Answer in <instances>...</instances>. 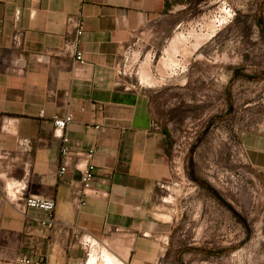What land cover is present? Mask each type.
I'll list each match as a JSON object with an SVG mask.
<instances>
[{
	"label": "crops",
	"instance_id": "obj_1",
	"mask_svg": "<svg viewBox=\"0 0 264 264\" xmlns=\"http://www.w3.org/2000/svg\"><path fill=\"white\" fill-rule=\"evenodd\" d=\"M182 7L181 0H0V155L9 156L0 158V183L22 181L24 196L53 199L57 220L51 230L42 228L33 220L46 219L47 212L29 209L26 217L0 195V264H19L15 260L23 257L83 264L87 251L74 238L72 225L124 264L169 262L175 245L172 226L161 217L160 184L178 175L170 133L154 126L150 94L126 79L120 67L138 35ZM79 13L83 68L62 52L74 38L68 18ZM16 33L19 46L13 43ZM37 54L48 59L40 61ZM69 113L73 121L65 135L71 153L60 178L61 140L52 121ZM24 140L29 145L23 146ZM241 145L264 193V119L242 133ZM92 148L97 175L87 204L79 209L82 154ZM199 184L210 193V204L239 216L210 185ZM193 240L186 251H215Z\"/></svg>",
	"mask_w": 264,
	"mask_h": 264
},
{
	"label": "rangeland",
	"instance_id": "obj_2",
	"mask_svg": "<svg viewBox=\"0 0 264 264\" xmlns=\"http://www.w3.org/2000/svg\"><path fill=\"white\" fill-rule=\"evenodd\" d=\"M181 5L138 35L120 67L150 94L154 121L171 137L178 175L160 202L175 248L165 264H179L177 258L181 264H264V193L241 145L242 133L264 119V0ZM199 181L239 216L210 204ZM194 237L215 251H186ZM104 250H88L83 264L93 254L102 264Z\"/></svg>",
	"mask_w": 264,
	"mask_h": 264
},
{
	"label": "built area",
	"instance_id": "obj_3",
	"mask_svg": "<svg viewBox=\"0 0 264 264\" xmlns=\"http://www.w3.org/2000/svg\"><path fill=\"white\" fill-rule=\"evenodd\" d=\"M68 26L74 30V38L67 41L65 46L62 49L63 53H70L75 59V63L78 67L83 68L87 65L86 60L84 59L83 52L78 50V45L80 43V38L84 33V25L82 21V15L79 13L75 17L68 18ZM13 43L16 46L21 44L20 33H16L13 36ZM36 59L40 61H46L48 59V54H37ZM43 114V111H41ZM73 121V114L69 113L63 118L54 117L53 126L55 134L59 136L61 140L60 145V168L58 170V177H63L68 171V159L70 157V148H69V138L65 135V130L68 125ZM156 127L157 125L154 124ZM96 128H99L98 126ZM100 130H105L104 127H100ZM23 146L29 145L28 140L22 142ZM96 149L92 148L82 154L83 157V166L81 169V179H80V189L78 197V207L82 209L87 204V199L89 193L93 188L97 168L94 163ZM9 156L5 153L0 155V158L7 159ZM177 171V169H175ZM173 182L170 183H161L160 188L162 191L168 190ZM23 183L22 181L13 182L10 185H3L0 183V195L9 203L13 205L15 210L20 214L27 217V212L29 209H38L48 213L46 219H34L39 226L47 230H51L57 225V220L54 215L55 202L50 198H42L37 196H24L23 193ZM29 223L31 220L28 218ZM74 238L78 241L80 246L86 251L93 249L94 247L100 246L101 244L90 235L84 233L82 229L76 225L69 227ZM19 264H47L46 262L34 260L28 257L17 258L15 260Z\"/></svg>",
	"mask_w": 264,
	"mask_h": 264
},
{
	"label": "bare ground",
	"instance_id": "obj_4",
	"mask_svg": "<svg viewBox=\"0 0 264 264\" xmlns=\"http://www.w3.org/2000/svg\"><path fill=\"white\" fill-rule=\"evenodd\" d=\"M147 80V79H146ZM103 263L102 264H124L122 261H120L115 255L112 253L104 250L103 251ZM97 254H93L86 262V264H99Z\"/></svg>",
	"mask_w": 264,
	"mask_h": 264
},
{
	"label": "trees",
	"instance_id": "obj_5",
	"mask_svg": "<svg viewBox=\"0 0 264 264\" xmlns=\"http://www.w3.org/2000/svg\"><path fill=\"white\" fill-rule=\"evenodd\" d=\"M211 193H212L213 195H216V194H217L214 190H211ZM232 212H233L234 215H237V213H236L234 210H232ZM237 216H238V215H237Z\"/></svg>",
	"mask_w": 264,
	"mask_h": 264
}]
</instances>
